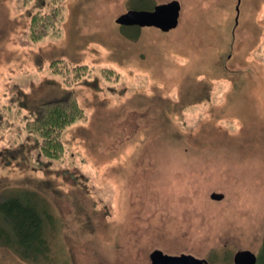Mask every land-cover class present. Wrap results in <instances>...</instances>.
<instances>
[{
	"label": "rangeland",
	"instance_id": "374dc122",
	"mask_svg": "<svg viewBox=\"0 0 264 264\" xmlns=\"http://www.w3.org/2000/svg\"><path fill=\"white\" fill-rule=\"evenodd\" d=\"M170 1L0 0V201L28 196L47 242L28 257L0 239V264H264V0H178L170 32L116 23ZM68 95L85 115L52 159L26 124Z\"/></svg>",
	"mask_w": 264,
	"mask_h": 264
},
{
	"label": "trees",
	"instance_id": "16d2710c",
	"mask_svg": "<svg viewBox=\"0 0 264 264\" xmlns=\"http://www.w3.org/2000/svg\"><path fill=\"white\" fill-rule=\"evenodd\" d=\"M58 14L59 7L56 6L42 17L34 15L31 22V34L37 36L38 39L44 37L49 29H53L57 25ZM39 20L41 21L40 27L37 25ZM54 62L57 64L63 60ZM68 65L67 63L64 65L66 71L73 70L76 72V76L81 77L88 73L86 65ZM32 114L33 116L27 121L26 127L31 133L40 136L44 155L52 159L59 158L63 153L61 138L63 131L85 115L74 95H68L61 100L43 102ZM0 218L9 226L8 230L0 227V239L15 244V247L24 251L23 254L28 257L36 255L37 251L42 252L45 247L47 250L46 238L42 233L44 218L36 204L31 203L28 196H25V201L18 197H9L0 201ZM256 264H258V260Z\"/></svg>",
	"mask_w": 264,
	"mask_h": 264
},
{
	"label": "water",
	"instance_id": "95a60500",
	"mask_svg": "<svg viewBox=\"0 0 264 264\" xmlns=\"http://www.w3.org/2000/svg\"><path fill=\"white\" fill-rule=\"evenodd\" d=\"M238 0L236 10L239 13ZM182 6L178 0L158 4L152 10L131 9L121 14L116 23L122 26L155 27L163 32H170L179 26ZM222 194H213L212 198L220 200ZM150 264H207L202 259L192 255L182 254L171 256L156 250L150 255ZM257 256L251 251H240L235 255V264H256Z\"/></svg>",
	"mask_w": 264,
	"mask_h": 264
},
{
	"label": "flooded vegetation",
	"instance_id": "af4514ba",
	"mask_svg": "<svg viewBox=\"0 0 264 264\" xmlns=\"http://www.w3.org/2000/svg\"><path fill=\"white\" fill-rule=\"evenodd\" d=\"M238 252H240V251H238ZM238 252H236V254L238 253ZM235 254V255H236ZM256 255V254H255ZM257 256V255H256ZM257 260H258V258H257ZM233 262H234V264H235V256H234V259H233ZM210 264V263H209ZM214 264H222V263H214Z\"/></svg>",
	"mask_w": 264,
	"mask_h": 264
}]
</instances>
